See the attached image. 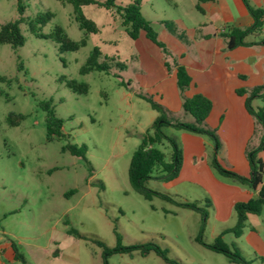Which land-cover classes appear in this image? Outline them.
I'll return each mask as SVG.
<instances>
[{
  "label": "rangeland",
  "instance_id": "rangeland-1",
  "mask_svg": "<svg viewBox=\"0 0 264 264\" xmlns=\"http://www.w3.org/2000/svg\"><path fill=\"white\" fill-rule=\"evenodd\" d=\"M131 1L115 0V4L123 6ZM139 1L142 15L161 45L143 33L137 39L130 38L113 11L91 4L83 6L82 12L96 24L98 32L89 34L85 46L78 50L60 51L50 37L54 26L61 27L74 41L83 37L70 4L59 0H0V25L22 18L19 26L25 36L24 45L17 49L0 44V76L8 79L0 81V246L12 244L23 258L4 257L5 251L0 248V264H103L102 248L93 240L114 247L117 235L123 246L155 243L172 262L153 252L142 255L136 250L113 253L107 258L108 264H231L223 254L195 240L201 228L199 212L157 196L145 199L130 186L129 161L141 134L155 118V110L144 99L127 93L133 89L165 108L155 99V64L162 60L167 69L182 63L181 53L199 41L196 32L187 35L185 30L202 19L194 8L196 0ZM18 3L23 6L22 12ZM46 9L53 14L42 26L47 37L37 38L28 30L27 20ZM163 20L173 21L174 32L164 26ZM94 46L101 51L99 61L105 55L113 56L111 69L107 73L81 74L80 67ZM117 62L125 67L118 68ZM61 76L87 83V92H73L59 81ZM120 80L129 86L120 85ZM50 98L56 116L64 120L62 129L69 135L68 141L86 146L87 162L62 150V139H46L45 112L39 102ZM255 104L251 102L254 109ZM263 104L258 103L261 107ZM166 110L169 117L194 122L182 109ZM9 113L24 114L25 119L9 126ZM162 130L182 150L181 170L175 182H168L156 178L160 172L155 168L144 185L205 209L202 239L211 243L221 231L234 226L236 214H217L190 160L184 162L181 134L196 133L171 126ZM156 146L170 160V143L163 140ZM210 167L217 179H224ZM70 189L76 192L65 197ZM253 218L264 221V214L251 216L239 238L226 233L222 239L229 247L234 242L250 264H264L254 256L257 247L248 240ZM69 229L75 233H68ZM263 245L260 249L264 252Z\"/></svg>",
  "mask_w": 264,
  "mask_h": 264
},
{
  "label": "trees",
  "instance_id": "trees-1",
  "mask_svg": "<svg viewBox=\"0 0 264 264\" xmlns=\"http://www.w3.org/2000/svg\"><path fill=\"white\" fill-rule=\"evenodd\" d=\"M59 1L63 4H70L72 6L73 18L77 23L78 28L83 31V37L78 41H74L68 37L66 32L61 27L54 26L50 37H53V39L59 44L60 51L78 50L79 48L85 46L89 34L98 32L96 24L92 20L88 19L82 12L83 6L91 4L113 11L119 17L120 25L130 38L137 39L140 34L143 33L144 36L151 42L161 45V42L157 39V33L140 11L139 0H133L123 6L115 4V0ZM242 1L252 18V22L250 25L243 28L232 27L223 34L226 38V45L228 49H233L242 45H250L251 42L245 40L247 35L260 31L264 26V10L252 7L247 0ZM22 9L23 6L18 3L19 12H22ZM52 17L53 14L48 9L44 12L35 14L27 20L28 30L37 38H46L47 35L42 32V26L45 25ZM22 20V18H18L0 25V44H7L12 49H17L24 45L25 36L19 26ZM162 23L169 31L174 32L175 24L173 21L163 20ZM262 43L264 44V40ZM100 55L101 51L99 47L94 46L85 62L81 65L79 72L81 74H86L90 71L109 72L111 69L110 61L114 60L113 56L109 57L105 55L104 59L99 61ZM115 65H117L120 69L125 67L123 62H117ZM18 66L19 68H22V63L19 62ZM114 76L120 78V76L116 73ZM5 80L8 79L0 76V81ZM59 81L63 82L66 87L75 93H86L88 90V84L85 82H78L75 79H67L64 76L59 77ZM176 83L180 91H184L191 84V77L182 64L176 65ZM119 84L127 87L129 86V83H125L123 80H120ZM244 92L245 90L242 89L237 90L239 95H243ZM137 96L147 101L150 107L158 114L150 124L149 128L141 134L140 143L131 155L128 166V180L131 188L135 192L141 194L145 199H151L153 196H157L180 207L189 208L199 212L201 214V228L200 232L195 237V240L203 244L206 248L223 254L231 264H250V262L247 261L240 253L234 242H232L229 247L228 244L223 241L222 237L226 233H231L234 237H239L245 226L248 214H260L264 205V164L257 156L259 151H264V106L254 109L251 105V100L254 96L264 98V83L261 86L253 88L249 95L245 98V107L248 113L256 118L257 123L262 130L258 146L247 151L250 174L248 176H242L223 167L215 155L211 160L212 167L223 177L233 178L242 184L248 185L252 189L259 187V190L254 197L248 199L247 201H238L234 203L233 209L236 214V222L234 226L221 231L211 243H206L202 239V231L207 220V211L205 209L199 207L195 202L176 201L168 194L154 191L144 185L147 179L153 177L152 174L155 168H158L160 172L156 178L168 182L175 180L181 170L182 150L178 147L172 137L164 134L162 128L165 126H171L176 129H184L193 133H205L212 138L215 149L217 150L220 145V141L215 133V130L203 126L204 121L212 108L211 100L199 93H196L191 97H184L182 108L186 113H189L194 118V122H182L178 119L169 117L166 108L156 101H153L150 97L142 94H137ZM39 107L45 112L46 139H62L65 141L62 145V150L69 152L73 156L80 157L83 161L87 162L85 155L86 146L84 144L78 146L68 141L69 135L62 129L64 120L56 116L52 99L41 100L39 102ZM23 119H25V115L21 113H9L6 116V122L9 126L19 125ZM163 140L168 141L172 149L170 160L168 161L165 159L164 152L156 146L161 144ZM74 192H76L75 189H70L65 192L64 195L67 197ZM207 204L208 202H206V205ZM67 232L75 233L72 229L67 230ZM76 235L84 237L77 233ZM93 242L102 248L101 256L103 264H108L107 258L113 253L132 252L136 250H138L142 255L153 252L160 256L165 262H172L167 258L166 251L152 242L123 246L119 242L118 235L117 244L114 247H108L100 240L94 239ZM12 248L14 250V259L22 260V255L17 251L16 247L12 245Z\"/></svg>",
  "mask_w": 264,
  "mask_h": 264
},
{
  "label": "crops",
  "instance_id": "crops-1",
  "mask_svg": "<svg viewBox=\"0 0 264 264\" xmlns=\"http://www.w3.org/2000/svg\"><path fill=\"white\" fill-rule=\"evenodd\" d=\"M247 1L252 7L264 10V0ZM194 8L202 19L187 28L185 33L196 32L199 41H194L192 47L181 53L183 58L180 63L190 75L191 84L184 94H180L176 67L167 70L163 61H158L155 64V99L164 103L165 108L177 112L183 110L184 97L199 93L211 100L212 108L204 126L215 130L220 145L216 150L213 140L205 133L182 132L184 162L190 160V166L200 176L203 188L211 195L217 214L230 216L234 203L254 197L259 187L252 189L228 177L217 179L210 167L211 160L215 155L223 167L242 176L250 174L247 151L258 146L262 130L257 120L248 113L245 98L253 88L264 83V26L260 31L247 35L245 40L251 42L250 45L228 49L223 34L232 27L243 28L252 22L243 1L196 0ZM238 89L245 90L244 94L239 95ZM127 95L137 96L133 89ZM251 102L257 103L255 107L258 108L261 107L258 103H264V98L254 96ZM257 156L264 164V151H259ZM197 168L199 172H196ZM262 213L264 205L260 214H248L246 222L251 216L257 217ZM253 219L248 240L253 247H257L253 251L254 256L264 263V252L260 249L264 244V235H260L264 231V221ZM242 234L243 231L240 236Z\"/></svg>",
  "mask_w": 264,
  "mask_h": 264
},
{
  "label": "built area",
  "instance_id": "built-area-1",
  "mask_svg": "<svg viewBox=\"0 0 264 264\" xmlns=\"http://www.w3.org/2000/svg\"><path fill=\"white\" fill-rule=\"evenodd\" d=\"M1 250H4V257L14 259V250L12 248V244L6 242L4 244H1L0 246ZM12 253V254H11Z\"/></svg>",
  "mask_w": 264,
  "mask_h": 264
}]
</instances>
